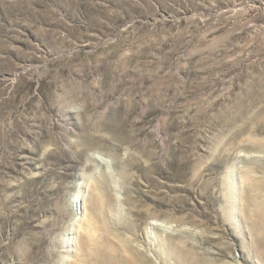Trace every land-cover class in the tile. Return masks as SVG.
Segmentation results:
<instances>
[{
    "label": "rangeland",
    "instance_id": "1",
    "mask_svg": "<svg viewBox=\"0 0 264 264\" xmlns=\"http://www.w3.org/2000/svg\"><path fill=\"white\" fill-rule=\"evenodd\" d=\"M105 261L264 264V0H0V264Z\"/></svg>",
    "mask_w": 264,
    "mask_h": 264
},
{
    "label": "bare ground",
    "instance_id": "2",
    "mask_svg": "<svg viewBox=\"0 0 264 264\" xmlns=\"http://www.w3.org/2000/svg\"><path fill=\"white\" fill-rule=\"evenodd\" d=\"M91 223V222H90ZM92 226H94L93 224H92ZM95 228V227H94ZM96 229V228H95ZM89 230V233H90V229H88ZM95 232V231H94ZM108 240V239H107ZM104 241V240H103ZM109 243H111V242H108V244ZM83 244V243H82ZM101 246V244H99V247ZM107 247V246H106ZM104 248V247H103ZM102 249V248H101ZM106 251H108V250H106ZM102 253V252H101ZM106 257V256H105ZM109 257V256H108ZM93 258H98V257H96V255H95V257H93ZM108 259V258H107ZM95 260V259H94ZM101 260V259H100ZM104 260V259H103ZM93 261V260H92ZM96 261V260H95ZM102 262V261H101ZM106 262V261H105ZM104 262V263H105ZM110 262V261H109ZM109 262H106V264H109ZM127 262V261H126ZM133 262V261H132ZM103 263V264H104ZM126 264H128V263H126ZM134 264V263H133Z\"/></svg>",
    "mask_w": 264,
    "mask_h": 264
}]
</instances>
